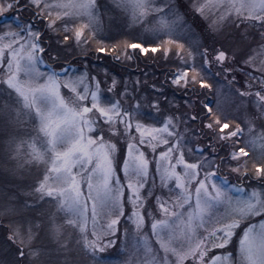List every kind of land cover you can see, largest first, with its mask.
<instances>
[{"label": "rangeland", "instance_id": "1", "mask_svg": "<svg viewBox=\"0 0 264 264\" xmlns=\"http://www.w3.org/2000/svg\"><path fill=\"white\" fill-rule=\"evenodd\" d=\"M0 264H264V0H0Z\"/></svg>", "mask_w": 264, "mask_h": 264}, {"label": "water", "instance_id": "2", "mask_svg": "<svg viewBox=\"0 0 264 264\" xmlns=\"http://www.w3.org/2000/svg\"><path fill=\"white\" fill-rule=\"evenodd\" d=\"M83 112H84V113H87V112H88V109H83Z\"/></svg>", "mask_w": 264, "mask_h": 264}]
</instances>
